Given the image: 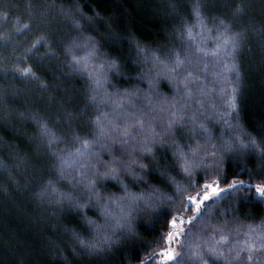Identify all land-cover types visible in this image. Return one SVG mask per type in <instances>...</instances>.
Wrapping results in <instances>:
<instances>
[{"label": "snow or ice", "instance_id": "6c2138e0", "mask_svg": "<svg viewBox=\"0 0 264 264\" xmlns=\"http://www.w3.org/2000/svg\"><path fill=\"white\" fill-rule=\"evenodd\" d=\"M19 7L0 0V120L18 137L17 142L0 138V144L7 146L11 167L20 179L37 175L48 160L51 168L39 176L33 198L57 213L72 212L79 227L89 233L64 225L67 243L53 240L50 247L70 248L71 258L61 252L58 264H72V258L82 256L107 257L125 240L137 237L138 219L152 216L161 205L169 209L165 221L169 230L161 233L139 264L157 259L160 264H215L220 259L225 264L254 260L264 264V220L247 224L241 237L244 224L236 214L241 200L264 201V134L253 136L233 115L242 80L239 55L249 32L257 31L251 23H236L249 7L245 0L224 5L231 9L230 16L211 18L204 0H197L192 9L194 22L182 21L175 29L179 43L173 41L163 51L131 33L123 36L106 21L100 26L107 30L97 39L89 34L99 32L97 20L76 2L30 0L25 5L27 22L20 15L13 16ZM60 20L71 21L78 34L55 38L53 25ZM108 44L116 45L121 56L104 51ZM261 48L264 51V45ZM121 57L138 69L135 82ZM50 61L86 79L81 107H69L71 97H57L58 79L49 82L38 73L37 63ZM217 66L224 72L212 71L213 76L224 80L225 73H231L234 77L227 78L230 92L222 99L223 116L229 119H223L217 104L212 103L211 110L205 105L206 73ZM113 76L128 77L130 82L121 86ZM144 82L146 88L141 86ZM162 82L170 91H165ZM36 92L43 108L33 102ZM14 120L20 122L19 127ZM213 121H222L219 133ZM69 140L72 147H67ZM61 144L66 146L61 148ZM250 153L260 160L259 169L248 170L245 164L239 175L229 178L223 170L224 157L240 161ZM168 156L171 159H165ZM7 168L8 161L0 160V169ZM150 171L159 173L160 184L151 182ZM245 171L248 180L239 178ZM177 175L184 179L177 180ZM9 176L21 187L16 175L9 172ZM129 179L141 191H131ZM117 185L123 195L112 192ZM166 186L174 188V193L169 194ZM222 200H227V206ZM113 205L120 207L119 215Z\"/></svg>", "mask_w": 264, "mask_h": 264}, {"label": "trees", "instance_id": "16d2710c", "mask_svg": "<svg viewBox=\"0 0 264 264\" xmlns=\"http://www.w3.org/2000/svg\"><path fill=\"white\" fill-rule=\"evenodd\" d=\"M11 3H18L19 9L13 11V16L20 15L23 22L29 19V13L25 7L30 0H10ZM42 3L43 0H35ZM79 3L83 11L97 20V26L103 25L106 21L111 25L112 30L127 36L131 33L136 39L144 44L159 48L161 51L172 47L173 41L177 44L179 39L176 36L175 29L179 24L188 20L194 22L192 15L193 6L197 0H57V3L65 5ZM206 4L205 11L209 18L218 15L230 16L231 9L224 7L226 3L232 0H204ZM240 2V0H235ZM249 5L246 14L236 21L237 24L243 23L248 25L251 23L256 32H249L247 44L239 55V68L242 76L241 85L238 93V110L233 113L238 116L240 124L253 136L259 137L264 134V51L261 45H264V32L259 31L264 28V0H245ZM3 9H0L2 12ZM99 14V15H97ZM5 27H11L6 25ZM208 27H212L211 19H209ZM53 28L55 38L64 37L68 34L77 35L71 21H57ZM106 27L100 26L99 32L90 31L89 34L101 39V33L106 31ZM199 31V28L196 29ZM215 34V33H213ZM209 46L210 43H209ZM104 51L111 56H121V51L116 45L108 44L104 47ZM44 51V49H40ZM127 47L123 48L126 54ZM122 58V62L126 65L125 71L131 72L133 77L131 82H135L134 74L138 69L127 59ZM38 73L47 81L52 82L58 79L61 87L56 95L59 99L69 100V107H81L83 105L84 91L87 88L85 78L70 73L68 67L62 63L54 61L37 63ZM212 71L224 72L223 68L217 66L210 69L206 73V89L208 95L205 99L206 107L211 110L212 103L219 106V114L223 119L229 117L223 116L226 106L223 105L222 99L230 92L227 86V78H233L231 73H225L226 79L222 80L212 75ZM113 80L121 86H126L130 82V78L121 76H113ZM165 91H170L166 82H162ZM142 87H147L144 82ZM221 89L224 92H221ZM40 93L33 95L35 106L43 108L44 102L39 99ZM20 107L21 104H17ZM53 119H55V111L53 110ZM17 127L20 126L18 120L12 121ZM75 123V122H74ZM214 130L219 133L223 128L222 121L217 124L212 122ZM66 127V126H65ZM26 130L31 133L33 131L30 125L26 126ZM0 138L5 141L17 142L18 137L12 133L7 122L0 120ZM27 147V142H25ZM61 144L60 147H65ZM69 140L67 147H72ZM107 158V157H105ZM165 159H171L170 156ZM0 160L8 161L9 168L0 169V264H58L60 253L71 258V250H65L63 247L54 249L50 247V241H57L61 245L67 243L68 234L62 231V227H76L78 230L84 231L85 235H89L86 230L81 229L78 224V217L70 211L57 213L56 209L47 205H41L33 198L32 193L39 184V176L48 172L51 163L45 160L41 165V171L35 176H28L20 179L11 167L13 162L9 159L8 148L4 144H0ZM163 163V161H162ZM245 164L248 170L259 169L261 162L254 153L248 154L247 158L238 161L235 157L225 156L223 159V170L229 178L239 175ZM9 172L16 175L20 181L21 187H17L16 183L10 178ZM197 179H200L199 173ZM242 180H248L249 172L245 171L239 176ZM149 179L152 183L160 184L161 177L158 172L150 171ZM182 175H177V180H183ZM202 182V181H201ZM130 190L133 192L141 191V188L128 180ZM27 184L28 189H24L23 185ZM112 192L117 196L123 195L120 186L112 187ZM169 194L174 193V188L166 186ZM248 191L247 187L244 189ZM222 204L227 206V200H222ZM238 212L244 227L241 230V237L247 224H260L264 220V201L259 199L241 200L237 205ZM112 210L119 215L120 207L112 206ZM93 214V213H90ZM98 220H103L97 216ZM169 219V209L166 205L157 208L152 216H145L137 221V237L125 240L123 243L113 249L107 257L82 256L72 258V264H98V261L106 260L107 264H139V261L145 258L146 252L158 243L161 233L169 230L165 221ZM152 264H160V261L154 260ZM190 264V262H186ZM215 264H225L223 259L215 261ZM251 264H260V261L254 260Z\"/></svg>", "mask_w": 264, "mask_h": 264}]
</instances>
